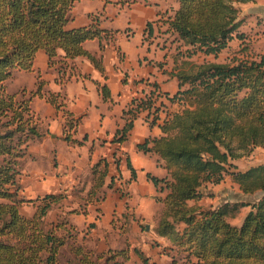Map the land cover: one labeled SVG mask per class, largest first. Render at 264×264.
Returning a JSON list of instances; mask_svg holds the SVG:
<instances>
[{
    "label": "trees",
    "instance_id": "16d2710c",
    "mask_svg": "<svg viewBox=\"0 0 264 264\" xmlns=\"http://www.w3.org/2000/svg\"><path fill=\"white\" fill-rule=\"evenodd\" d=\"M74 1L0 0V264H58L61 247L68 240L73 242L76 235L73 225L66 222L43 226L47 211L62 199L61 194L47 193L34 199L18 195L20 159L29 141L40 135L38 117L29 102L33 95L40 94L41 82L37 80L36 89L29 92L8 91L5 83L15 70L30 71L38 50L46 54L47 65L55 68L61 83L70 77L65 71L77 56L86 57L95 68L103 70L100 58L87 52L82 42L93 38L100 41L108 37L109 31L93 20L86 26L68 28ZM253 1L177 0L167 27L185 46L187 57L173 66L178 89L171 96L162 95L180 109L162 119L159 136L136 145L154 152L165 170L162 177L146 173L157 193L154 200L161 204L153 231L174 242L190 264H264V163L238 170L233 162L240 152L264 147V53L240 54L239 49V54L223 62L194 63L188 59L196 52L215 55L232 38L242 39L243 34L237 31L238 3ZM100 92L104 99L109 98L105 85L100 86ZM45 96L61 109L58 94ZM157 109L147 92L131 97L121 110L123 124L115 130L113 141L126 139L133 120L142 111L150 114L149 123H154ZM61 111L65 116L63 139L70 142L75 122ZM126 166L130 178H134L128 160ZM106 173L105 159L92 165L91 190L102 186ZM224 175L242 193L260 192L259 197L247 204H198L204 195L202 187L218 183ZM23 202H36L30 216L20 212ZM244 205L249 210L238 225H231L226 216ZM178 222L183 224L180 230L175 228ZM82 249L74 248V257L80 264H92ZM128 250L125 246L96 255H104L105 264H119L129 258ZM86 251L93 253L89 247ZM132 251L140 264H155L139 249L133 247ZM118 256L120 262L115 260Z\"/></svg>",
    "mask_w": 264,
    "mask_h": 264
},
{
    "label": "crops",
    "instance_id": "0c3cea01",
    "mask_svg": "<svg viewBox=\"0 0 264 264\" xmlns=\"http://www.w3.org/2000/svg\"><path fill=\"white\" fill-rule=\"evenodd\" d=\"M168 3H171L172 10L168 8ZM176 7L177 0H75L71 8V18L66 24L68 28L86 26L94 15L98 27L109 31L108 37L100 41L93 38L82 42V47L87 52L100 58L103 70L95 68L86 57L77 56L69 61L70 67L65 71L70 77L61 83L55 68L47 65L46 54L43 50H38L30 71L12 72L9 78L14 75L19 79L26 76L31 78L28 83L17 82L16 88L12 91L20 89H25L26 92L34 91L37 80L41 82L40 94L33 95L29 102L30 109L38 117L37 130L40 135L29 141L26 153L21 157L17 181L20 185L18 193L21 195L31 193L25 199H34L47 193L62 195L61 200L51 204L46 215L53 206H59L68 200L71 194L75 196L76 192L77 201L84 197L89 203L100 192L105 196L101 204L100 219L93 220L91 214H81V224L94 221L109 228L112 210L115 209L117 213L122 214V204L125 200L129 201L132 208L127 222L131 228L135 226L138 217L145 216L147 211H155L154 215H157L161 204L154 200L157 193L146 178V173L162 177L165 170L162 160L154 152L143 151L136 145L146 138L159 136L161 131L158 125L175 109L161 110L163 113L157 110L158 118L151 124L150 114L142 111L133 120L123 142L113 141V136L115 130L123 124L121 116L123 107L131 97L146 93L149 83L158 86L161 93L168 96L178 89L177 80L172 74L173 66L168 68L167 72H163L158 70L155 63L162 59L166 51V48H160L158 43L160 38L157 36L160 30L167 29V20L171 18ZM238 8L240 23L237 31L243 34V38H232L227 47L232 40H236L238 47L234 53L239 54L238 50L241 49L240 54H263L264 0L238 3ZM166 18V22H163L162 20ZM99 42L103 44L102 49H99ZM58 53L62 54L60 50ZM172 61L174 62V58ZM101 85L107 87L109 98L104 99L101 96ZM47 93L58 94L60 108L68 114L72 122H75L70 131V142L63 139L65 116L61 109H56L48 101L45 96ZM158 101L165 105L161 97ZM150 145L148 142L147 146ZM253 150L262 151L260 160L255 165L264 163V147H255ZM99 159H105L107 162V173L102 186L98 190H91L93 186L91 167ZM126 160L134 170V178H130ZM25 170L28 174L26 180L22 175ZM24 183L25 187L22 186ZM108 183L114 185V188L112 189V185L108 187ZM117 186L125 187L128 199L124 200L115 188ZM70 209L66 210L68 215H71ZM123 216L128 217L125 213ZM68 220L70 221V218ZM90 230L91 232L86 231L87 234H84L87 237L84 244L93 251L98 250L96 253L126 246L124 244L110 246L104 238V231H100L96 237L90 234H95L92 232L93 229ZM151 232L154 239L167 240L166 237L155 234L153 228ZM82 238L79 237L80 240ZM148 246L154 258L159 248ZM133 247L145 254L144 247L132 245L131 251ZM135 257L137 258L136 255ZM136 261L140 264L138 258ZM149 261L156 264L153 259L149 258ZM124 262L127 260L121 264Z\"/></svg>",
    "mask_w": 264,
    "mask_h": 264
},
{
    "label": "rangeland",
    "instance_id": "374dc122",
    "mask_svg": "<svg viewBox=\"0 0 264 264\" xmlns=\"http://www.w3.org/2000/svg\"><path fill=\"white\" fill-rule=\"evenodd\" d=\"M168 8L172 10L171 3H168ZM168 18V17H167ZM166 19L162 20L163 22H166ZM91 20L94 22L96 21V17L94 15L91 16ZM168 22V20H167ZM97 23V22H96ZM159 31V30H158ZM158 43L160 44V48H166L165 55L162 57L161 60L155 62L156 66L158 67V70H163V72H167V69L171 66H175L179 64L181 60L186 59L187 55L185 54V46L181 44V42L174 37V34L168 29L166 30H160ZM157 43V44H158ZM237 41L232 40V42L229 44V46L226 49H222L218 53L214 54H202L200 52H196L192 54L190 57H188L189 60H191L194 63H199L202 61H214V62H222L227 60L232 56L234 52L237 50ZM167 55V58H166ZM176 59V62H173L172 59ZM31 78L30 76L22 77L19 79L17 76H12L11 78L6 80V88L8 90H14L17 86V82L24 81L25 83L30 82ZM147 94L151 95V98L153 100V106H157V110L159 111H169L170 109H180V107H177L175 103L170 104L162 95L161 89H159L158 86L153 85L152 83L148 84V87H146ZM165 102V105L162 102L158 103L159 98ZM162 105V106H161ZM161 111V112H162ZM163 113V112H162ZM151 117V115H150ZM239 157L233 160L235 163V167L239 170H243L247 168L248 166L255 165L260 160V156L262 155V151H250L248 153L240 152ZM24 176V179L26 180L27 171L25 170L24 173H22ZM23 187H25V183L22 184ZM114 188V185H112V189ZM118 189L121 196H123L124 200L129 198L128 192L126 191L125 187H115ZM203 196L197 201L198 204L204 207H216L223 202H237L242 204L252 203L254 202L257 197H259L260 192H255L252 194H245L242 193L238 187L237 184L232 182L228 175H224L222 179L216 183V184H209L207 183L205 186L202 187ZM101 193V192H100ZM98 193L96 198H92L91 202L89 203L87 200L83 201H77V192L74 195H70L69 199L66 201H63L59 206H53L52 209L49 211V213L44 217L43 219V226L44 228H48L51 224H53L56 221H62L66 222V224H74L72 231H76V235L74 238V241L68 240L67 245L61 247L59 254H58V264H80L77 260V257H74L73 250L77 246H81L83 254H85L86 257H88L92 264H105L103 261V257L97 258L98 253L97 251L88 252L87 246L84 244V241L87 239L84 234H87L86 231L91 232V228L93 229L90 233L92 235H95L97 237V234H100V231L105 232L104 238L108 241V244L110 246L112 245H119L122 246V244L126 245L128 247V254L129 258L127 259V262H124L122 264H138V261H136L135 255L131 251V246L136 245L138 247H144L145 250L143 251L145 254L149 256L150 259H153L156 264H171V258H173L172 264H190L188 259L184 257V253L179 252L177 247L175 246V243L172 242L170 239L167 240H157L154 239L152 234V228L154 223H156V217L155 211L152 212V210L147 211L146 215L143 217H138L137 222L134 224L135 226L132 228L127 225V222L129 221L130 212L132 211L131 205L128 200L123 201V213L119 214L116 212L115 209L112 210L110 215V226L109 228L101 226L96 224L94 221L91 223H83L81 224L80 218L81 214H91L93 216V220L100 219V216L102 215L101 212V204L103 200L105 199L104 194ZM31 195V193H29ZM20 197L23 196V198H28V193H18ZM87 201V202H85ZM36 203V202H35ZM35 203H27L23 202L19 210L20 212L27 216L34 210V204ZM188 203H193V201H188ZM126 204V206H125ZM111 206V205H110ZM240 207V208H239ZM68 208H71V215H68L66 210ZM147 209V207H145ZM149 209V208H148ZM249 210V206H238L237 212L231 211L229 215L226 216V220L231 225H237L240 223V220L244 216V214ZM78 212V213H77ZM128 215V217H124L123 214ZM233 214V215H232ZM124 217V218H123ZM70 218V221L68 220ZM126 220V221H125ZM72 222V223H71ZM92 224V225H90ZM181 224V225H180ZM93 226V227H91ZM175 228L177 230H180L182 228V223L178 222L175 225ZM78 230V231H77ZM78 233V234H77ZM83 237L82 240L79 239V237ZM85 238V239H84ZM101 240V238L99 237ZM99 241V240H98ZM138 244V245H137ZM84 245V246H83ZM123 245V246H124ZM147 245H150L151 247H157L159 248V252L156 253V256L154 254L150 253V247ZM179 248V247H178ZM91 251L93 249H90ZM107 250L103 251L106 253ZM88 252V253H86ZM121 257H116L115 260L120 262ZM111 264V263H106ZM121 264V263H119Z\"/></svg>",
    "mask_w": 264,
    "mask_h": 264
}]
</instances>
